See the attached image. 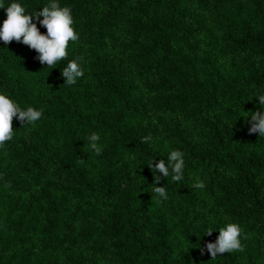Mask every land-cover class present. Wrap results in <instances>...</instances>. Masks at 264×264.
Masks as SVG:
<instances>
[{
    "label": "trees",
    "instance_id": "16d2710c",
    "mask_svg": "<svg viewBox=\"0 0 264 264\" xmlns=\"http://www.w3.org/2000/svg\"><path fill=\"white\" fill-rule=\"evenodd\" d=\"M55 2L79 35L55 68L0 40V94L42 111L0 147V264H264V137L248 131L264 112V0ZM72 60L84 75L67 85ZM173 150L183 179L153 184L148 165ZM228 223L244 250L211 259Z\"/></svg>",
    "mask_w": 264,
    "mask_h": 264
},
{
    "label": "clouds",
    "instance_id": "9594fccd",
    "mask_svg": "<svg viewBox=\"0 0 264 264\" xmlns=\"http://www.w3.org/2000/svg\"><path fill=\"white\" fill-rule=\"evenodd\" d=\"M0 8H5L2 0H0ZM6 19L0 26V40L5 45L11 44L13 41L23 43L30 49H34L39 55L38 59L42 65L48 68L54 66L62 60H66L68 56V46L70 42H75L79 39L78 33L73 27V17L71 9L67 6L61 7L55 0L43 7L39 11H33L31 14H26L25 8L18 2H12L5 8ZM43 17V19H40ZM34 18L41 26L46 28V34L41 33ZM64 78V83L73 85L77 79L84 75V72L77 60H72L67 63L61 71ZM261 108H264V95L257 96ZM251 127L249 133L258 132L261 137H264V112L259 110L251 111ZM42 116V111L36 110L33 107H28L26 110L4 94H0V147H3L6 142L10 141L14 135L13 120L18 119L21 124L34 123ZM247 120V118H245ZM88 147L94 150L99 155L102 152V147L97 143L100 136L93 132L88 138ZM142 142L151 140V136L142 137ZM134 158V157H133ZM148 167L155 173L153 184H159L161 176L156 175L157 172L162 173L164 178L171 175L173 181H181L184 175L185 160L183 153L179 150H173L167 157V163L160 160L158 163L153 161ZM171 170V172H170ZM203 181H197L193 187L204 188ZM153 192L157 197L167 199V192L164 186L154 187ZM212 229L209 228L205 235H211ZM241 228L238 224L228 223L225 227L219 229V236L215 242L206 244L207 252L210 253L211 259H215L218 255L226 252L243 251V246L240 240ZM201 254L204 253L205 247L199 244Z\"/></svg>",
    "mask_w": 264,
    "mask_h": 264
}]
</instances>
